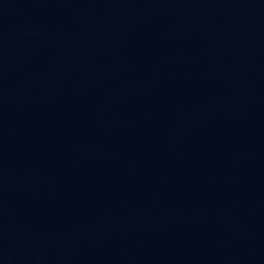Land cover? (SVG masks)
I'll return each mask as SVG.
<instances>
[{
  "label": "water",
  "instance_id": "1",
  "mask_svg": "<svg viewBox=\"0 0 264 264\" xmlns=\"http://www.w3.org/2000/svg\"><path fill=\"white\" fill-rule=\"evenodd\" d=\"M0 264H264V0H0Z\"/></svg>",
  "mask_w": 264,
  "mask_h": 264
}]
</instances>
